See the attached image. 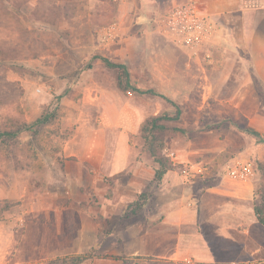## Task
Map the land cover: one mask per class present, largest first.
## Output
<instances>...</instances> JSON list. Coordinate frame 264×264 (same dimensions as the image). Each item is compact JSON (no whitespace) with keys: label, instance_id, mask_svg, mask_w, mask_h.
<instances>
[{"label":"rangeland","instance_id":"obj_1","mask_svg":"<svg viewBox=\"0 0 264 264\" xmlns=\"http://www.w3.org/2000/svg\"><path fill=\"white\" fill-rule=\"evenodd\" d=\"M166 2L141 20L133 0H0V127L18 129L50 117L2 149L0 181L10 183L18 170L20 191H72L55 201V211L36 202L35 213L25 214L35 228H24L21 247L25 257L35 256V264L79 256V264H264V224L258 221L249 238L239 228L233 243L227 242L217 236L210 202H223L212 187L228 183L254 191V213L255 205L264 206L257 194L264 175V83L236 43L215 40L209 52L193 53L164 33L162 17L173 7ZM104 58L126 64L137 90L121 88ZM154 118L167 127L158 135L163 154L175 164L167 179L180 182V196L186 191L199 199L196 224L180 226L170 217L169 204L161 205L159 197L176 188L163 192L166 177L154 175L139 176L144 190L125 192L128 202L106 217L97 183L86 173L89 180L80 181L79 166L66 164L84 158L89 147L94 159L111 156L124 141L133 160L156 169L145 144L152 132L143 131ZM230 164L244 165L248 187L226 180ZM67 166L74 180L61 173ZM129 178L123 173L113 180L122 184ZM106 192L113 198L124 191ZM40 201L47 204L46 197ZM233 201L230 207L240 206ZM251 212L244 210L248 218ZM232 217L240 218L235 212ZM81 220L99 223L98 236L89 226L80 240ZM181 232L187 236H181V251L191 244L217 251V258L175 255Z\"/></svg>","mask_w":264,"mask_h":264},{"label":"crops","instance_id":"obj_2","mask_svg":"<svg viewBox=\"0 0 264 264\" xmlns=\"http://www.w3.org/2000/svg\"><path fill=\"white\" fill-rule=\"evenodd\" d=\"M131 0H129L130 2ZM190 0H169L173 2L172 6L188 2ZM202 8L211 14L213 20L218 24V34L214 38L217 41H223L226 44L236 43L243 53H245L251 63V67L254 70L256 77L264 83V0H197ZM124 2V1H123ZM137 4L140 12H137V17L139 19H146L150 16L153 11L162 6L163 0H133ZM125 3V2H124ZM168 2L165 3L169 4ZM147 20V19H146ZM250 82H254V79L250 77ZM67 148V147H65ZM64 150L66 151L67 149ZM90 147L85 154V157H79L80 159L74 162L68 161L66 164L70 166V163L79 166V179L80 181H86L90 179V183L96 182V187L94 191H100L102 207L101 210L106 215L110 216V213L116 210L117 207L123 206V204L128 202V196H123L126 192L133 194L134 192H141L144 190V179L139 176L147 175L155 176V169L147 166L142 162H137L133 160L130 155V146L124 141L119 142L111 156L103 154L96 159L89 155ZM2 150L0 149V154ZM71 156H76V154H70ZM67 166V167H68ZM61 169L64 178L68 180H74V175L71 169L68 167ZM244 167V165H243ZM237 166L235 164H230L227 167V173L225 176L226 180L231 182L239 183L241 186L245 185L248 187L249 181L247 175L242 177L238 176L236 172ZM19 171L15 170V176L10 183L5 184V182L0 181V203L4 201H10L11 208H8L2 212L0 217V264H35V256L25 257L23 248L21 247L24 243L23 230L30 226V228H35L34 220L29 221L25 218L27 213H35V203L38 202L39 207L47 211H55L57 209L55 201L62 197L69 198L72 191H20L18 187ZM86 173V174H85ZM127 174L132 178H129L127 182H121L123 184L117 183L113 180V177H119L120 174ZM85 174V175H84ZM168 174V172H167ZM167 174L165 175V180L163 181L162 187L163 192L169 191L176 188L170 196H160V204H166L170 206V217L175 218L176 222L180 226H185L189 224H196L197 219V199L191 192H183L180 196L178 188H181L180 182L175 180L167 179ZM4 175V171H0V176ZM136 176V177H135ZM135 177V178H134ZM88 179V180H89ZM100 182V183H99ZM85 183V182H83ZM98 185V186H97ZM101 185V186H100ZM212 191L215 196L223 198V202L210 201L214 206L213 216L215 215V227L218 229L217 236H222L227 242L233 243L234 232L241 229L240 232L246 238L252 237L253 231L252 227L259 224L254 213V206L252 204L254 198V191H246L243 187H236L229 185L228 183H222L221 186L212 187ZM106 191H124L121 195H115L113 198L107 196ZM211 192V193H212ZM46 197L47 204L41 203V198ZM126 198V200H125ZM234 199L237 206L235 209L230 207L231 200ZM205 200V199H204ZM204 200L202 201L204 204ZM25 201L28 202L27 207L24 210L14 209L19 205H25ZM230 201V202H229ZM23 202V204H21ZM125 202V203H124ZM234 202V201H233ZM234 202V203H235ZM201 205V200L199 202ZM116 206V207H115ZM13 208V209H12ZM65 209H70V207H65ZM244 210H252L251 217L248 218ZM79 214L84 215L85 210L79 209ZM111 211V212H110ZM238 215L240 218H233V214ZM194 214H196L194 217ZM248 214V213H247ZM87 216V215H86ZM83 217V216H82ZM87 218V217H86ZM79 238H86L88 236L87 228H95V236L99 234L100 224L94 222L95 225H88L87 220L79 221ZM112 240L116 238L114 232L108 235ZM181 236H185V233H180L178 236L176 254L181 253L186 255L185 259H201L211 261L217 258V251L212 252L211 248H194L187 246L181 251L178 248L181 243ZM196 249V250H195ZM255 252H259L260 248H256ZM179 251V252H178ZM181 251V252H180ZM227 256L230 255L229 249L223 250ZM231 259V258H229ZM264 260L260 257L259 260Z\"/></svg>","mask_w":264,"mask_h":264},{"label":"trees","instance_id":"obj_3","mask_svg":"<svg viewBox=\"0 0 264 264\" xmlns=\"http://www.w3.org/2000/svg\"><path fill=\"white\" fill-rule=\"evenodd\" d=\"M106 66L112 68L117 71L118 84L124 90H137L136 87L131 83L130 71L126 64L114 62L108 58L103 59ZM158 118H154V120L150 121L143 128L144 133L152 132L151 138L145 136V144L147 150L153 156L157 167L155 169V177L158 180H162L167 172L172 169L175 164L163 154V149L165 148L164 139L159 137L158 132L160 129L167 128L165 125L159 123ZM50 121V117L48 115L40 116L33 124L24 125V127H20L18 129H4L0 127V143L1 150L7 146V148H11L13 145V141L26 130H30L33 127L39 126L40 124H46ZM255 135H260V133L256 130L247 129ZM264 141V137H261ZM257 194H259L262 199H264V175H263V184H261V189H258ZM10 201H4L0 205V217L2 216V212L10 208ZM255 214L260 223L264 224V206L255 205ZM83 260V257H76L71 260L62 261L60 264H79ZM60 261V260H59ZM55 262V261H51ZM170 263H174L170 261Z\"/></svg>","mask_w":264,"mask_h":264},{"label":"built area","instance_id":"obj_4","mask_svg":"<svg viewBox=\"0 0 264 264\" xmlns=\"http://www.w3.org/2000/svg\"><path fill=\"white\" fill-rule=\"evenodd\" d=\"M161 23L164 33L193 53L202 50L209 52L216 42L214 38L219 28L197 0L174 5L163 15ZM236 172L242 177L247 175V169L240 165Z\"/></svg>","mask_w":264,"mask_h":264}]
</instances>
